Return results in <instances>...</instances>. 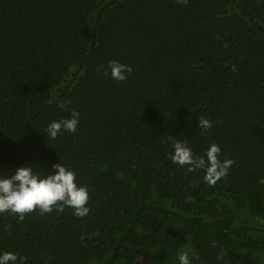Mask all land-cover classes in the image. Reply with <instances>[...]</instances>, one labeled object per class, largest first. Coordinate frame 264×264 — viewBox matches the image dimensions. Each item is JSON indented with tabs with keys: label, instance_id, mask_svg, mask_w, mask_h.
I'll return each instance as SVG.
<instances>
[{
	"label": "trees",
	"instance_id": "1",
	"mask_svg": "<svg viewBox=\"0 0 264 264\" xmlns=\"http://www.w3.org/2000/svg\"><path fill=\"white\" fill-rule=\"evenodd\" d=\"M112 59L128 80L103 75ZM72 109L77 132L45 141ZM170 137L196 155L217 143L234 164L206 184L168 159ZM59 161L91 212L0 213V250L28 264H178L181 251L264 264V0H0V171Z\"/></svg>",
	"mask_w": 264,
	"mask_h": 264
},
{
	"label": "clouds",
	"instance_id": "2",
	"mask_svg": "<svg viewBox=\"0 0 264 264\" xmlns=\"http://www.w3.org/2000/svg\"><path fill=\"white\" fill-rule=\"evenodd\" d=\"M186 3L187 0H178ZM134 69L118 59L107 62L103 75L117 82L129 79ZM59 107L64 108L61 104ZM201 134H206L213 127L212 120L201 116L197 120ZM80 123V112L72 109L67 117L49 121L40 131L45 141H55L64 133L74 134ZM168 159L178 167L188 166L187 170L203 171V181L213 185L229 173L234 160L219 159L222 151L217 143H210L203 155H196L187 139L183 141L170 137ZM37 169H44L38 171ZM89 188L77 182V173L60 161L51 165V170L40 168L32 162L23 163L14 170L0 171V213L15 215L22 221L25 215L38 211L41 214L53 211L61 213L70 209L73 216L83 218L89 215ZM178 264H192L187 251L179 252ZM29 257L13 251L0 250V264H28Z\"/></svg>",
	"mask_w": 264,
	"mask_h": 264
}]
</instances>
